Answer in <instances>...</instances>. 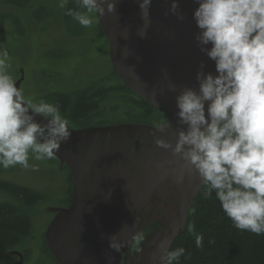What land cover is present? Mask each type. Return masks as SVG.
Wrapping results in <instances>:
<instances>
[{
    "label": "rangeland",
    "instance_id": "rangeland-1",
    "mask_svg": "<svg viewBox=\"0 0 264 264\" xmlns=\"http://www.w3.org/2000/svg\"><path fill=\"white\" fill-rule=\"evenodd\" d=\"M211 1L228 34L223 53L235 65L231 80L226 79L230 69L215 75L216 106L232 91L238 66L260 39L256 25L264 19V0ZM109 17L97 0H0V107L23 109L74 139L99 130L164 135L154 174L108 230L114 250L109 264H128V255L138 264H153L171 226L177 236L183 231L195 205L194 190L206 178L204 130L190 155L195 188L166 206L190 184L183 151L209 111L212 91L201 82L178 101L148 85L127 63ZM80 97L97 101L84 123V111L73 107ZM75 158L53 141L0 119V203L17 205L30 218L20 241L0 240V264H89L69 237L87 200L80 196L76 170L86 167ZM158 264H166L165 256Z\"/></svg>",
    "mask_w": 264,
    "mask_h": 264
},
{
    "label": "water",
    "instance_id": "water-1",
    "mask_svg": "<svg viewBox=\"0 0 264 264\" xmlns=\"http://www.w3.org/2000/svg\"><path fill=\"white\" fill-rule=\"evenodd\" d=\"M97 1L105 15L110 16V32L113 26L117 30V42L125 50L127 63L148 85L178 101L201 82L207 90L211 87L209 111L191 131L183 151L190 184L183 193L169 200L168 206L187 197L195 188L191 149L218 106H215V75L230 69L226 79L231 77V80L232 70L235 71V65L223 53L226 50L222 41L228 34L220 25L211 0ZM198 91L201 93L202 88ZM0 119L53 141L74 155L76 164L85 165L86 170L79 166L76 170L80 196L82 199L86 196L87 200L80 207L78 227L70 231V241L79 256L93 261L97 254H105L107 262L112 261L114 250L109 227L133 205L142 185L154 174L164 135L138 129L99 130L74 139L46 127L23 109L0 107ZM176 237L171 226L170 235L153 264L166 255ZM81 249L88 251V255L81 253Z\"/></svg>",
    "mask_w": 264,
    "mask_h": 264
},
{
    "label": "trees",
    "instance_id": "trees-1",
    "mask_svg": "<svg viewBox=\"0 0 264 264\" xmlns=\"http://www.w3.org/2000/svg\"><path fill=\"white\" fill-rule=\"evenodd\" d=\"M256 28L260 39L203 133L206 178L194 190L192 213L166 264H264V19ZM96 105L94 98L80 97L73 107L84 111V123ZM27 193L31 200L33 192ZM19 210L0 203V240L6 245L27 231L29 214Z\"/></svg>",
    "mask_w": 264,
    "mask_h": 264
},
{
    "label": "flooded vegetation",
    "instance_id": "flooded-vegetation-1",
    "mask_svg": "<svg viewBox=\"0 0 264 264\" xmlns=\"http://www.w3.org/2000/svg\"><path fill=\"white\" fill-rule=\"evenodd\" d=\"M174 198V197H173ZM171 200V199H170ZM82 250V249H81ZM88 251H85V250H82V252L81 253H83L84 255L85 254H87L88 255V253H87ZM79 256V255H78ZM125 256H126V254H125ZM82 257V256H81ZM86 258V261H87V263H89V264H109V262H107V258H106V256H105V254H97L96 256H95V258H93L94 260L92 261L91 259H89L88 257H85ZM128 258V259H127ZM127 261H128V264H138V262L136 261V259H135V257H134V255H128L127 256ZM154 261V260H153ZM141 262H143V261H141ZM140 264H142V263H140Z\"/></svg>",
    "mask_w": 264,
    "mask_h": 264
}]
</instances>
